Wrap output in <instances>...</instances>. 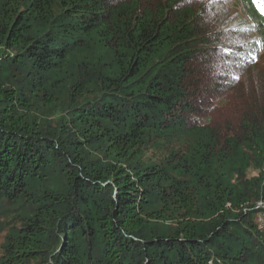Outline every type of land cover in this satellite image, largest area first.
<instances>
[{
    "label": "trees",
    "instance_id": "obj_1",
    "mask_svg": "<svg viewBox=\"0 0 264 264\" xmlns=\"http://www.w3.org/2000/svg\"><path fill=\"white\" fill-rule=\"evenodd\" d=\"M240 1L0 0V264H264V14Z\"/></svg>",
    "mask_w": 264,
    "mask_h": 264
},
{
    "label": "rangeland",
    "instance_id": "obj_2",
    "mask_svg": "<svg viewBox=\"0 0 264 264\" xmlns=\"http://www.w3.org/2000/svg\"><path fill=\"white\" fill-rule=\"evenodd\" d=\"M234 4H236L240 14L244 17H247L245 14V10L243 7V4L241 3L240 0H234ZM260 41V40H259ZM261 51L264 52V45L261 47ZM251 72H247L245 75V78L242 80L241 83L237 84L233 88V90L229 91V95L225 97L226 101H223V107L220 105L218 107H215L210 114H212V123L219 124V126H222V132L223 133H228L230 129L226 128V122L231 123V128L233 130H236L238 124H239V111H238V104L239 99L242 95H240V92L247 91L250 88L251 82L253 81V78L257 74H252L250 75ZM262 80L264 79V74L262 73ZM210 86V85H209ZM203 96V94H200V96ZM243 98V97H242ZM240 107H242V103L240 104ZM239 107V108H240ZM238 130V129H237ZM257 174V171L251 170L249 175H254ZM261 205L262 202H259ZM264 206V204H263ZM257 220L259 223L263 224L264 223V211L261 210L257 214Z\"/></svg>",
    "mask_w": 264,
    "mask_h": 264
},
{
    "label": "snow or ice",
    "instance_id": "obj_3",
    "mask_svg": "<svg viewBox=\"0 0 264 264\" xmlns=\"http://www.w3.org/2000/svg\"><path fill=\"white\" fill-rule=\"evenodd\" d=\"M253 3L260 10L261 14H264V0H253Z\"/></svg>",
    "mask_w": 264,
    "mask_h": 264
}]
</instances>
